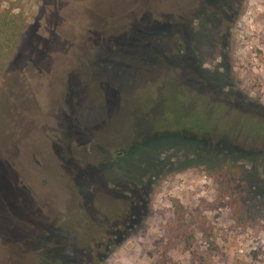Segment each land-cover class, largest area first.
<instances>
[{
    "label": "rangeland",
    "instance_id": "374dc122",
    "mask_svg": "<svg viewBox=\"0 0 264 264\" xmlns=\"http://www.w3.org/2000/svg\"><path fill=\"white\" fill-rule=\"evenodd\" d=\"M193 1H21L30 27L0 79V264H264V0H200L188 35ZM220 156L241 167L243 219L205 169ZM174 201L206 221L191 246L165 229ZM119 209L149 216L107 247Z\"/></svg>",
    "mask_w": 264,
    "mask_h": 264
},
{
    "label": "trees",
    "instance_id": "16d2710c",
    "mask_svg": "<svg viewBox=\"0 0 264 264\" xmlns=\"http://www.w3.org/2000/svg\"><path fill=\"white\" fill-rule=\"evenodd\" d=\"M22 0H0V79L3 77L10 63L16 58L21 49L23 38L30 27V16L25 15ZM4 2L8 6H4ZM17 10V11H16ZM108 157V156H106ZM205 169L211 175L217 184V194L219 199L228 198L229 207L233 212L235 219H243L245 217L244 208H242V196L244 191V183L241 181V167L230 158L218 157L212 161L204 162ZM149 209V208H148ZM145 211V216L141 220L132 223L129 221L130 216L128 210L119 209L103 221V232L99 239L107 242L108 246L118 247L127 237L134 235L144 225L146 218L149 216V210ZM172 214L167 220L165 229L171 233L178 234L184 238V242L191 246V231L196 227L200 229L206 228V221L196 217L190 209L174 201L172 204ZM134 228V231H131ZM136 229V230H135ZM117 230L123 232L122 237L117 236ZM212 227L207 229V235L211 236ZM82 248L90 247V242H79ZM110 248V247H109ZM112 251V250H110ZM110 253V252H109ZM103 258L87 259L88 263L83 264H106L108 254ZM81 264V263H78Z\"/></svg>",
    "mask_w": 264,
    "mask_h": 264
},
{
    "label": "flooded vegetation",
    "instance_id": "af4514ba",
    "mask_svg": "<svg viewBox=\"0 0 264 264\" xmlns=\"http://www.w3.org/2000/svg\"><path fill=\"white\" fill-rule=\"evenodd\" d=\"M196 2H191V3H193L194 5L193 6H191L190 7V10L187 12V11H185V12H187V13H184V18H183V31H184V33H187L188 35H189V32H186L188 29H190L191 28V26L193 27V25H194V21L195 20H197V19H200V16H199V13H198V9H197V4L196 3H198V2H200V0H195ZM203 1H205V3H207V4H212L209 0H203ZM223 2H224V0H223ZM222 3V2H221ZM220 3V4H221ZM222 5V4H221ZM212 6H214V4H212ZM206 7H207V5H206ZM222 7H223V5H222ZM224 10V9H223ZM225 11V10H224ZM224 13V12H223ZM220 16H221V14H220ZM229 21V20H228ZM232 22V21H231ZM228 30V29H227ZM227 30L226 29H224V28H220V29H218V32H217V34L218 35H220V36H222V35H224V33H226L227 32ZM193 34H194V31L192 32ZM184 35H186V34H184ZM176 47H177V50H178V52L177 53H179V54H184V44H183V41L180 39V41L179 42H177L176 43Z\"/></svg>",
    "mask_w": 264,
    "mask_h": 264
}]
</instances>
